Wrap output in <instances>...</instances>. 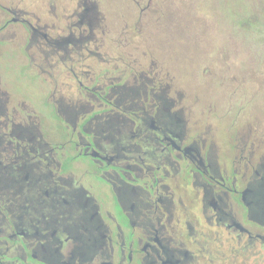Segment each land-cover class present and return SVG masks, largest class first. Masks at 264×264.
Here are the masks:
<instances>
[{
    "label": "flooded vegetation",
    "instance_id": "af4514ba",
    "mask_svg": "<svg viewBox=\"0 0 264 264\" xmlns=\"http://www.w3.org/2000/svg\"><path fill=\"white\" fill-rule=\"evenodd\" d=\"M77 6L64 26L1 6L0 36L17 28L26 48L43 39L63 65L70 50L97 56L86 46L95 4ZM108 74L72 70L78 99L53 104L69 138L54 144L0 89V264H251L241 251L264 254L263 153L254 164L244 149L212 158L213 143L186 134L168 84ZM76 162L89 167L87 183L73 173Z\"/></svg>",
    "mask_w": 264,
    "mask_h": 264
},
{
    "label": "rangeland",
    "instance_id": "374dc122",
    "mask_svg": "<svg viewBox=\"0 0 264 264\" xmlns=\"http://www.w3.org/2000/svg\"><path fill=\"white\" fill-rule=\"evenodd\" d=\"M90 1L99 21L86 46H96L97 56L87 49L70 50L63 65L56 53H47L51 47L43 39L26 48L25 33L17 28H7V35L0 36V89L9 94L10 109L31 115L46 140L60 143L69 138L70 127L61 122L62 114L53 104L59 98L78 99L72 70H105L107 77L124 71L138 82L142 73L156 78L154 88L159 83L169 85L168 95L176 108L183 109L186 134L213 143L212 158L222 162L226 152L231 159L235 154L239 158L244 149L242 155L251 153L254 164L264 155V0ZM78 2L82 0H0V7L64 26ZM30 21H35L34 16ZM48 33L55 38L57 30ZM68 46L71 49L73 44ZM125 114L132 116L131 111ZM74 167L73 173L87 183L83 172L89 167L77 162ZM180 194L175 193L178 213ZM184 202L190 204L185 198ZM214 247L208 249L221 251ZM263 259L259 251L240 252V260L247 263L259 264Z\"/></svg>",
    "mask_w": 264,
    "mask_h": 264
}]
</instances>
